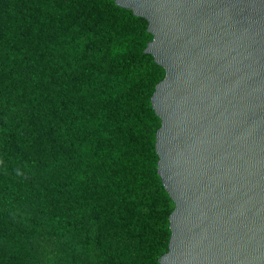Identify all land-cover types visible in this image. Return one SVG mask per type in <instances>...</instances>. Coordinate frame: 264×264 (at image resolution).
I'll list each match as a JSON object with an SVG mask.
<instances>
[{
  "label": "trees",
  "instance_id": "obj_1",
  "mask_svg": "<svg viewBox=\"0 0 264 264\" xmlns=\"http://www.w3.org/2000/svg\"><path fill=\"white\" fill-rule=\"evenodd\" d=\"M152 39L115 0H0V225L20 224L8 264H66V249L73 264H159L168 251Z\"/></svg>",
  "mask_w": 264,
  "mask_h": 264
},
{
  "label": "water",
  "instance_id": "obj_2",
  "mask_svg": "<svg viewBox=\"0 0 264 264\" xmlns=\"http://www.w3.org/2000/svg\"><path fill=\"white\" fill-rule=\"evenodd\" d=\"M165 71L158 174L175 204L159 264H264V0H115Z\"/></svg>",
  "mask_w": 264,
  "mask_h": 264
},
{
  "label": "rangeland",
  "instance_id": "obj_3",
  "mask_svg": "<svg viewBox=\"0 0 264 264\" xmlns=\"http://www.w3.org/2000/svg\"><path fill=\"white\" fill-rule=\"evenodd\" d=\"M38 13L39 14H34L35 17H36V15H39L42 17L44 22L41 25L45 28H49L53 36H57L63 41L68 39V36L65 34V28L63 29L64 26L59 28L60 24L55 23L56 27L53 28L51 26V23L49 22L52 18L44 16L43 11L40 8L38 9ZM56 29H57V32H56ZM58 29H59V31H58ZM3 177L4 176L0 171V182L5 181V179ZM69 227L70 226L68 225L66 227V230H64V228H62V231L65 233V242L64 243L67 244V248L73 249V248H75L73 241L77 240V239H76V236L73 234L74 232H71ZM56 229H57V226L53 222L52 226H51L53 243L58 242V234H57ZM19 230H20V224L19 223L7 222V223H3L0 225V264H8V261H10V259L14 256L15 246H16V241L18 240ZM65 253H66L65 256L67 257V259L65 260V263L66 264H73V262H75L76 260L69 258V254H70L69 250L66 249Z\"/></svg>",
  "mask_w": 264,
  "mask_h": 264
}]
</instances>
